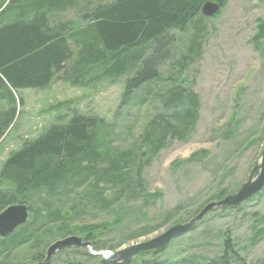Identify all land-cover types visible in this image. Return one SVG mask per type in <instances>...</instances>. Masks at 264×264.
Wrapping results in <instances>:
<instances>
[{"label": "rangeland", "instance_id": "374dc122", "mask_svg": "<svg viewBox=\"0 0 264 264\" xmlns=\"http://www.w3.org/2000/svg\"><path fill=\"white\" fill-rule=\"evenodd\" d=\"M114 1L76 0V6L46 16L51 26L67 24L76 29L86 23V11ZM7 4L8 0H0V9ZM14 19L12 13L6 14L1 23ZM260 25L264 26V0H226L220 13L205 21L199 46L189 53L191 62L185 65L179 61L188 49V33L175 30L173 57L160 68L159 80L137 90L126 106L120 107L126 75L103 76L101 82L85 86H73L67 78L55 79L44 90L18 91L23 106L0 141V170L25 142L59 118L68 121L74 112L113 123L115 134L103 144L108 153L118 155L139 150L149 121L161 113L172 114L161 107L159 97L174 81L196 95L199 108L195 124L183 139L168 138L148 162L149 153L140 158L145 161L143 193L118 196L109 184L106 191L96 188L93 196L82 186L60 199L62 211L69 213L68 222L53 225L37 220L38 203L32 199L35 204L28 211L27 223H34V231L29 240L1 254L0 264H35L32 257L36 253L46 256L55 241L71 236L80 238L91 250L85 246L67 248L55 253L50 264H112L94 253L119 252L149 241L188 224L207 205L219 202V194L223 193L224 199L237 193L258 166L264 146V37L256 40ZM142 153L146 154L145 148ZM127 158L132 167V153ZM257 174L258 170L253 178ZM9 188L8 183L0 182V189ZM98 195H102L100 200ZM149 195L153 197L148 201ZM222 208H212L184 234L173 238L161 258L189 261L197 257L192 264L208 262L221 256L222 236L229 235L246 264L263 260L264 222L259 221L264 218V191L240 203L235 211ZM88 225L95 229L96 244L85 241V231L78 232ZM252 238L256 240L253 244ZM142 258L147 257L139 254L129 264Z\"/></svg>", "mask_w": 264, "mask_h": 264}, {"label": "trees", "instance_id": "16d2710c", "mask_svg": "<svg viewBox=\"0 0 264 264\" xmlns=\"http://www.w3.org/2000/svg\"><path fill=\"white\" fill-rule=\"evenodd\" d=\"M207 2L220 5L218 15L226 0H115L86 11V23L74 29L67 24L51 26L46 15L76 6V0H8L0 9V102H4L0 105V141L12 127L17 109L23 106L17 92L44 90L55 79L67 78L73 86H85L101 82L103 76L126 75L120 107L126 106L137 90L159 80L160 68L173 57L175 30L188 33L189 37L188 49L179 62H191L189 56L198 48L207 21L200 9ZM10 13L15 19L1 23ZM261 37L263 25L256 40ZM159 99L161 107L172 114L161 113L149 121L140 149L128 152L137 163L132 167L127 162L128 154H111L104 149L103 143L114 136L115 126L97 116L74 112L68 121L59 118L38 137L25 142L7 157L0 170V182L10 185L9 189H0V212L10 205L27 203L28 211L33 210L35 199L37 220L53 225L68 222L69 213L62 211L60 199L82 186L93 196L96 188L106 191L109 184L116 188L118 196H139L144 190L145 161L164 148L168 138L183 139L197 120L198 98L181 84L174 81ZM143 148L146 154L142 153ZM146 155L149 158L142 163L140 158ZM152 197L147 196L148 201ZM223 197V193L217 196L220 201ZM236 207L222 210L235 211L239 209ZM262 222L264 218L259 221ZM33 231L34 223L26 222L9 237L0 238V255L29 240ZM84 231L85 241L96 244L92 235L95 229L91 225L78 228L80 234ZM255 242L252 238L251 244ZM220 246V257L205 263L198 261L199 264H246L229 235L222 236ZM165 249L141 253L147 258L131 264H192L194 258L198 259H162ZM86 255L90 253L87 251ZM44 258L38 252L32 261L38 263ZM257 264H264V259Z\"/></svg>", "mask_w": 264, "mask_h": 264}, {"label": "water", "instance_id": "95a60500", "mask_svg": "<svg viewBox=\"0 0 264 264\" xmlns=\"http://www.w3.org/2000/svg\"><path fill=\"white\" fill-rule=\"evenodd\" d=\"M220 10V5L214 2L205 3L200 13L203 17L210 19L213 18ZM258 170V174L253 178L254 172ZM264 187V146L261 151V155L258 161V166L255 167L250 175L249 181L243 185L237 193L232 196L226 197L224 200L217 203L207 205L194 219L188 224L183 226H175L164 234L153 238L149 241L136 244L123 251L119 252H106L98 253L104 260H111L112 264H129L132 259L141 253L157 251L164 249L168 243L175 237L184 234L190 229L196 222L200 221L202 217L212 208L215 207H235L243 201L251 198L262 190ZM28 219V209L23 204H14L6 207L0 212V238H6L12 235L15 230L25 225ZM88 247V244L82 242L77 237H67L62 240L55 241L46 251V256L43 261L35 264H50L53 255L57 252L65 250L71 247Z\"/></svg>", "mask_w": 264, "mask_h": 264}, {"label": "bare ground", "instance_id": "6f19581e", "mask_svg": "<svg viewBox=\"0 0 264 264\" xmlns=\"http://www.w3.org/2000/svg\"><path fill=\"white\" fill-rule=\"evenodd\" d=\"M103 252V251H102Z\"/></svg>", "mask_w": 264, "mask_h": 264}]
</instances>
